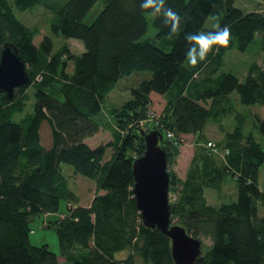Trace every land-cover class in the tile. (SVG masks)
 <instances>
[{
    "label": "trees",
    "instance_id": "trees-1",
    "mask_svg": "<svg viewBox=\"0 0 264 264\" xmlns=\"http://www.w3.org/2000/svg\"><path fill=\"white\" fill-rule=\"evenodd\" d=\"M39 1L13 0L11 5L0 0V49L6 42L17 46L30 80L12 99L0 94V264H60L46 244L32 246L29 235L32 218L57 214L61 200L66 212L46 221L45 227L56 233L64 264H137L135 256L143 264H173L169 240L142 225L132 194V164L144 149L140 133L152 130L163 135L169 193H178L170 205L172 220L192 237L211 242L195 264H264V216L259 215L264 192L258 185L263 147L251 134L243 139L240 117L232 132L225 133L224 144L216 143L229 151L222 165L206 143L199 146L209 123L221 127V121L232 116L231 93L236 92L242 105H264V64H250L242 82L221 71L228 51L245 52L257 37L264 56V15L236 7L235 0H166L182 18L180 30L169 38L170 26L163 17L153 16L152 40L145 38L150 13L142 11V0H64L50 31L80 41L84 51L74 55L64 45L53 54L51 38L44 36L35 45L37 31L26 28L13 11H26ZM98 1L102 9L85 24ZM209 18L214 25L230 27L229 45L214 46L205 61L187 67L184 36L215 30L205 29ZM156 41L170 50L163 51ZM70 62L73 71L68 74ZM135 77L140 81L129 88L131 98L104 115L109 95ZM153 94L164 100V107L156 121L148 122ZM31 99V113L15 121ZM106 117L111 136L100 128ZM44 122L50 129L48 149L40 143ZM255 127L264 135V117H256ZM167 131L173 139L166 138ZM187 135L196 143L181 180L170 169ZM62 164L94 184L88 206L72 202ZM227 177L236 182V200L208 205L204 190L220 191ZM123 251L129 254L117 259Z\"/></svg>",
    "mask_w": 264,
    "mask_h": 264
},
{
    "label": "rangeland",
    "instance_id": "rangeland-1",
    "mask_svg": "<svg viewBox=\"0 0 264 264\" xmlns=\"http://www.w3.org/2000/svg\"><path fill=\"white\" fill-rule=\"evenodd\" d=\"M64 0H40L39 4L23 12L17 11L13 8L14 14L19 22H21L26 28L30 30H36L37 34L34 36L33 43L39 45L44 36L51 38L53 43L52 53H57L62 49L64 45H67L70 52L74 55H80L82 52L83 45L80 41L75 39H64L61 36H55L50 31V21L54 16L55 11L62 6ZM12 5L13 0H8ZM236 7L246 11V12H257L264 15V1L261 0H235ZM102 9V2L98 1L94 7L90 10L86 18L84 19L85 24H90L91 21L97 16V14ZM148 30L145 38L154 40L156 31L152 26L153 15L147 14ZM212 23V18H209L205 24V29L214 28ZM260 37L249 45L245 52H239L234 49L228 51L224 58V65L221 71L225 73H231L237 77V79L242 82L245 79L247 68L250 64L256 63L258 66L262 67L264 64V56L261 52ZM158 47L163 49V51L168 52L170 50L169 46H163L159 41L155 42ZM84 51V48H83ZM185 66H190L184 62ZM73 64L68 63L66 72L68 74L72 73ZM149 77L148 74H145ZM140 81L139 77L132 78L127 81H122L115 91H113L104 105L105 112L107 115L108 109L111 107H119L123 102L129 100L131 95L129 94V88L136 86ZM121 82V81H120ZM28 95L32 98L33 90L30 87L28 90ZM149 107V118L148 122H154L157 120L161 111L164 107V100L153 94ZM33 101L28 102L24 111L20 114L14 116L15 121H21L25 114L31 113ZM229 107L232 110V116L225 117L221 121V127L212 123H209L204 129V138L200 142V147L203 146L207 141H212L217 144H224L225 133H230L237 124V117L243 118V139L249 134L253 135L255 140L264 149V135L260 134L258 129L255 127L256 117H264V105H242L238 102V96L236 92L229 95ZM103 119L101 121V130L108 133L110 136L113 133L110 121ZM106 136V134H104ZM40 143L42 147L48 149L51 145L50 129L47 123L41 125L40 131ZM107 137V136H106ZM196 139L194 136L187 135L182 137V145L180 146V152L178 158L175 160L174 165L171 167V171L174 172L181 180L186 176L191 165V160L194 154V146ZM218 163H222V160L215 158ZM222 165V164H221ZM224 165V164H223ZM62 174L64 175L67 187L72 192L74 199L72 202L78 206H88L95 195V186L89 180L75 175L73 170L68 165H61ZM259 188L264 192V165L259 169ZM101 194V192L99 193ZM169 204H173L178 200L177 192H170ZM204 198L208 205L219 206L223 202L235 201L237 198V187L236 182L231 177H227L220 191H213L210 189L204 190ZM66 212V202L61 200L59 204V211L57 214L53 215H36L32 218L30 223L31 233L29 235V242L32 246H41L46 244L50 251L57 254L59 263L64 264V258L60 255L59 242L56 233L53 229L46 228L45 222L52 221L57 215ZM259 215L264 216V205L259 206ZM173 224H179L177 220H172ZM198 240L201 242V255L205 254L211 245L210 239L204 236H198ZM129 254V251H123L116 254V258H124ZM137 264H143L139 257L135 256Z\"/></svg>",
    "mask_w": 264,
    "mask_h": 264
},
{
    "label": "water",
    "instance_id": "water-1",
    "mask_svg": "<svg viewBox=\"0 0 264 264\" xmlns=\"http://www.w3.org/2000/svg\"><path fill=\"white\" fill-rule=\"evenodd\" d=\"M24 59L12 42L0 49V94L12 99L14 91L29 85ZM144 149L133 161L132 194L142 225L160 231L170 243L173 264H195L201 255V242L185 228L173 224L169 204V173L163 135L155 130L141 132Z\"/></svg>",
    "mask_w": 264,
    "mask_h": 264
},
{
    "label": "clouds",
    "instance_id": "clouds-1",
    "mask_svg": "<svg viewBox=\"0 0 264 264\" xmlns=\"http://www.w3.org/2000/svg\"><path fill=\"white\" fill-rule=\"evenodd\" d=\"M140 7L142 11H147L153 16L163 17L164 23L170 26L169 38L180 30L182 18L175 10L167 6L166 0H142ZM184 39L189 45L185 53V61L188 65L195 67L199 62L206 60L214 46L228 47L231 30L229 26L221 27L217 23L215 30L186 33ZM216 50L218 51L219 48Z\"/></svg>",
    "mask_w": 264,
    "mask_h": 264
},
{
    "label": "built area",
    "instance_id": "built-area-1",
    "mask_svg": "<svg viewBox=\"0 0 264 264\" xmlns=\"http://www.w3.org/2000/svg\"><path fill=\"white\" fill-rule=\"evenodd\" d=\"M41 77L37 76L36 80H40ZM150 114V112H149ZM144 124V122H141L140 125ZM143 126V125H142ZM166 138L168 140H171L174 138L173 133H171L170 131L166 132ZM205 148L210 152V154L218 157L220 160L225 161L226 156L229 154V151L227 148H220L217 146V144L215 142L212 141H207L205 144ZM169 196L171 197L170 193L168 195V199Z\"/></svg>",
    "mask_w": 264,
    "mask_h": 264
},
{
    "label": "crops",
    "instance_id": "crops-1",
    "mask_svg": "<svg viewBox=\"0 0 264 264\" xmlns=\"http://www.w3.org/2000/svg\"><path fill=\"white\" fill-rule=\"evenodd\" d=\"M82 52H83V48H82ZM82 52H81V53H82ZM129 94H130V93H129ZM151 96H152V95H150V98L152 99V97H151ZM158 97H159V96H158ZM160 98H161V97H160ZM178 156H179V155H178ZM177 158H178V157H177ZM177 158H176V159H177ZM46 216H47V215H46Z\"/></svg>",
    "mask_w": 264,
    "mask_h": 264
}]
</instances>
